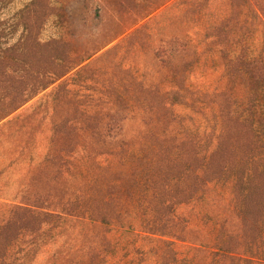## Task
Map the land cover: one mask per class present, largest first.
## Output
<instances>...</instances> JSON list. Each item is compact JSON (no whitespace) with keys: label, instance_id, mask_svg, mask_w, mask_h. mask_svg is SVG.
<instances>
[{"label":"rangeland","instance_id":"374dc122","mask_svg":"<svg viewBox=\"0 0 264 264\" xmlns=\"http://www.w3.org/2000/svg\"><path fill=\"white\" fill-rule=\"evenodd\" d=\"M36 3L0 0V234L41 222L0 264H264V0Z\"/></svg>","mask_w":264,"mask_h":264},{"label":"trees","instance_id":"16d2710c","mask_svg":"<svg viewBox=\"0 0 264 264\" xmlns=\"http://www.w3.org/2000/svg\"><path fill=\"white\" fill-rule=\"evenodd\" d=\"M42 1H46V0H39L40 4H38V3H36V4L39 5V7H40V5H42ZM156 193H157V198L161 197L160 193H158V192H156ZM109 206H110V204H107V203H105V205H104V207H107V208ZM99 208H100V206L97 207L99 215L96 213V209H93V212H92V214H97V216H99V219L101 220L100 222L99 221H96V222H99L100 224L101 223L102 224H108L110 219H107L105 217L106 216L105 214H100V211L103 209L100 208L101 210L99 211ZM39 218H40V216L38 214H36L35 212H33L31 209H29V208L27 209V208L21 207V206L18 207L13 214V218L11 219L9 224L5 227V229L0 234V243L3 244L2 247H4V248L10 247L11 244L18 239L21 231H27V232L34 233V234L37 233L39 227H38V225H37V227H33V223L34 222L39 223ZM30 222H32V225L29 224ZM40 223H39V225H40ZM12 227H17V229H18L17 234H10V235L8 234L9 231L12 229ZM162 243H163L164 250H167L169 248V243H165V241H162ZM224 253H226V252H224ZM228 253H226V254H228ZM230 255H233V254L229 253V256ZM164 256H165V258L163 259V262H164L163 264L166 263V259H167L168 255L164 254Z\"/></svg>","mask_w":264,"mask_h":264}]
</instances>
